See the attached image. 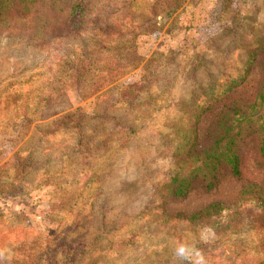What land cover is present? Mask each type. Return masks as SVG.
<instances>
[{"label": "rangeland", "instance_id": "rangeland-1", "mask_svg": "<svg viewBox=\"0 0 264 264\" xmlns=\"http://www.w3.org/2000/svg\"><path fill=\"white\" fill-rule=\"evenodd\" d=\"M64 1L0 0V264H264L255 135L240 177L184 198L167 185L203 161L179 156L190 118L200 147L229 105L264 113V0H86L67 26ZM224 68L244 81L195 112Z\"/></svg>", "mask_w": 264, "mask_h": 264}, {"label": "trees", "instance_id": "trees-1", "mask_svg": "<svg viewBox=\"0 0 264 264\" xmlns=\"http://www.w3.org/2000/svg\"><path fill=\"white\" fill-rule=\"evenodd\" d=\"M60 1V0H57ZM86 0H65L64 2L60 3V5L65 6L70 3V6L67 10L66 17L64 18L63 22L67 26L76 13H80L81 8L84 6ZM157 3H153L152 11L156 13ZM179 6V3L175 5V8ZM167 13H171V8ZM79 11V12H78ZM98 30H103V33H106L108 26L105 25H97L94 27ZM121 36H124L123 33H120ZM264 49V48H263ZM256 52H253V57L255 56ZM252 57V56H251ZM126 58V55H125ZM203 54L199 53L197 56V60H202ZM196 60V61H197ZM203 74L208 76L209 82L212 78V70L211 67H206L207 64L201 62ZM201 66L197 63L192 62V70L188 68L189 72V80H192L190 86H193L197 83L198 77V70ZM146 71H148L145 68ZM226 68L222 69L220 73V80L215 82L218 86L215 90L210 94V96L204 98L203 100H198L196 103L197 108L195 112L201 113L204 109H210L215 103L222 100L224 97L228 96L233 90H235L238 85L244 81V76H238L237 78H228L229 75ZM194 82V83H193ZM208 82V83H209ZM203 82L201 80L200 85ZM127 86V88H130ZM207 87L212 90L214 86L209 84ZM139 89L137 87H133L127 94L131 98V102L127 103V105L133 109V103H136L138 98L137 95H141V92H137ZM261 102L263 103L264 109V98L261 96ZM203 105V106H202ZM240 108H243L240 106ZM245 112V111H244ZM242 112L240 109H236L229 105L227 110L223 111V114L219 118V122L226 125V128L222 134H220L216 139L209 140L204 145L199 147V138L198 135L195 133L197 130V117L194 116L196 119L190 118L188 121L187 126L188 132L187 133H179L181 137L180 142L182 141V152L179 153L180 158L186 159L187 157L191 156H198L199 154L203 155L202 163L197 166V168L187 176H180V172L172 173L167 175V185L168 189L172 192V196L175 198H184L186 197L189 192L193 189L202 185L204 189L210 190L213 189L219 183L221 177H223L225 172H231L234 176L240 177L241 176V154L238 151L239 141L242 139L240 135L244 132L245 134L255 135V140L258 142V149L264 159V113L263 114H256L255 116L248 117L247 113ZM130 121V120H129ZM136 119L132 120L131 122H125L122 125L123 133L127 134H134L135 133V126L134 122ZM128 134V135H129ZM196 134V135H195ZM178 147V146H177ZM205 212H208L205 211ZM204 213V212H203Z\"/></svg>", "mask_w": 264, "mask_h": 264}, {"label": "clouds", "instance_id": "clouds-1", "mask_svg": "<svg viewBox=\"0 0 264 264\" xmlns=\"http://www.w3.org/2000/svg\"><path fill=\"white\" fill-rule=\"evenodd\" d=\"M186 252V248L185 246L181 245L177 248V254L181 257H183L185 255Z\"/></svg>", "mask_w": 264, "mask_h": 264}]
</instances>
